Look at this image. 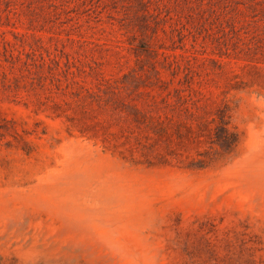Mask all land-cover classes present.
Returning <instances> with one entry per match:
<instances>
[{"label":"rangeland","instance_id":"1","mask_svg":"<svg viewBox=\"0 0 264 264\" xmlns=\"http://www.w3.org/2000/svg\"><path fill=\"white\" fill-rule=\"evenodd\" d=\"M0 264H264V0H0Z\"/></svg>","mask_w":264,"mask_h":264}]
</instances>
